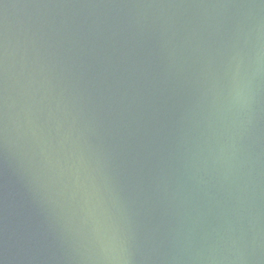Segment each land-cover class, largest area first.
I'll return each instance as SVG.
<instances>
[{
  "label": "water",
  "instance_id": "95a60500",
  "mask_svg": "<svg viewBox=\"0 0 264 264\" xmlns=\"http://www.w3.org/2000/svg\"><path fill=\"white\" fill-rule=\"evenodd\" d=\"M0 264H264V0H0Z\"/></svg>",
  "mask_w": 264,
  "mask_h": 264
}]
</instances>
